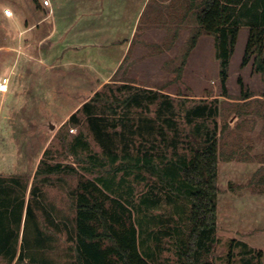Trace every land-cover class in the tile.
Returning a JSON list of instances; mask_svg holds the SVG:
<instances>
[{"label":"rangeland","instance_id":"obj_1","mask_svg":"<svg viewBox=\"0 0 264 264\" xmlns=\"http://www.w3.org/2000/svg\"><path fill=\"white\" fill-rule=\"evenodd\" d=\"M49 1L54 21L71 16L72 0ZM137 1L132 0L131 19L139 11ZM199 2L194 0V9ZM43 6L42 0H0V78H10L7 91L0 93V183L5 178L11 189L1 194L0 184V203L24 202L19 210L0 207L10 217L6 237L0 235V264H75V199L88 180L130 208L147 261L186 264L189 203L175 184L180 166L207 137L217 140L220 189L216 229L199 249L197 263L264 264V76L252 67L253 58L241 68L245 39H239L230 60L225 93L213 36L200 34L184 56L199 29L195 19L172 64L162 71H147L140 79L142 72L124 70L123 64L96 86L105 72L97 73V80L87 71L45 70L59 59L55 53L44 55L55 45L43 47L39 36L53 20L33 33L24 31L33 17L44 14ZM168 10L147 0L134 42L147 24L162 25ZM174 28L167 29L163 51L174 43ZM247 33L241 27V36ZM203 107L204 115L194 116ZM95 124L103 137L96 136ZM47 165L60 166L59 172L35 176ZM39 236L45 238L42 247Z\"/></svg>","mask_w":264,"mask_h":264},{"label":"trees","instance_id":"obj_2","mask_svg":"<svg viewBox=\"0 0 264 264\" xmlns=\"http://www.w3.org/2000/svg\"><path fill=\"white\" fill-rule=\"evenodd\" d=\"M200 6L196 14L199 29L191 35L184 56L194 47L200 34L213 36L218 77L225 93L230 59L235 50L238 33L241 27H246L248 39L241 67L253 58L255 71L264 76V0H201ZM238 83L242 89L240 79ZM97 97L98 93H95L92 99ZM244 97L248 98L249 95L244 94ZM85 107L86 104L83 105L84 109ZM205 109L197 108L193 112L194 116L204 115ZM75 115L76 113L72 114L70 120ZM93 128L97 137H103L98 125L95 124ZM59 167H38L35 176L57 173ZM217 167V140L207 137L204 146L195 151L189 161L179 168L180 181L175 184L176 189L189 203V231L182 253L186 264H198L196 255L199 249L212 240L216 229ZM10 179L19 183L13 177ZM5 180L2 178L0 183L1 194L11 192ZM25 189L22 187V190ZM107 200L112 203V207L106 206ZM9 204L11 206L0 203V207L9 206L12 207L11 210H19L24 202L14 206L10 201ZM9 221V211L0 213L1 236L6 237ZM41 232L38 231L40 236ZM138 234L136 222L128 206L109 198L96 181L88 180L79 185L75 199V264H152L139 251ZM40 241L39 247H42L45 238L40 237ZM5 249L3 248V253L6 252Z\"/></svg>","mask_w":264,"mask_h":264},{"label":"crops","instance_id":"obj_3","mask_svg":"<svg viewBox=\"0 0 264 264\" xmlns=\"http://www.w3.org/2000/svg\"><path fill=\"white\" fill-rule=\"evenodd\" d=\"M146 1H137L139 11L135 18L131 19L129 11L132 0H72L71 16L68 14L67 16H60L56 21H54V10L49 1L50 4L48 2V5L42 8L44 14L38 19L33 17V22L24 31L25 33H33L35 30H40L42 24L53 20L54 24H51L46 31L40 30L39 32L43 47L52 42L55 45L53 47L55 52L45 51L44 55L48 56L55 53L59 58L57 63L44 64L46 71H87L92 72L91 78L92 76L96 78L95 75L102 71L105 73H100L101 83H95L96 86H99L111 79L124 64V70L142 72V76L139 77L142 79L146 77L147 71H162L163 65L172 64L171 60L176 49L186 41L190 30L193 28L192 21L194 19L197 24L196 14L201 7V0L197 5V9H194V0H157L158 5L169 9L167 11L168 19L159 23L162 25L147 26V24L134 42L138 29V16ZM188 16H190V22ZM155 17L156 12L153 13L152 18ZM17 21L16 19L14 22ZM56 23L59 24V27L55 26ZM171 27H175L171 34V36H175V40L170 49L163 51L160 47L166 37L167 29ZM244 37V34L241 36L240 29L235 48L239 39L240 41L245 39L244 45L246 46L248 33ZM150 48L151 50L153 48L154 52L151 50L150 52ZM81 57H83V60ZM85 66H88V68ZM252 67H255L253 62ZM166 68L170 71L177 69V67L168 66ZM175 77L176 75L173 76L174 79ZM173 78L171 81H173ZM96 79L98 80V77ZM216 187L219 192L220 186L217 181Z\"/></svg>","mask_w":264,"mask_h":264},{"label":"built area","instance_id":"obj_4","mask_svg":"<svg viewBox=\"0 0 264 264\" xmlns=\"http://www.w3.org/2000/svg\"><path fill=\"white\" fill-rule=\"evenodd\" d=\"M43 3L45 6H47L48 0H44ZM9 83H10V78L8 76H3L0 78V93L1 92L4 93L7 91Z\"/></svg>","mask_w":264,"mask_h":264}]
</instances>
